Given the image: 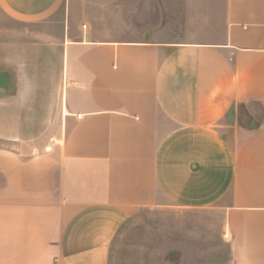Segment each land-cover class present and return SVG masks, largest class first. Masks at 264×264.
Returning <instances> with one entry per match:
<instances>
[{
  "label": "crops",
  "instance_id": "1",
  "mask_svg": "<svg viewBox=\"0 0 264 264\" xmlns=\"http://www.w3.org/2000/svg\"><path fill=\"white\" fill-rule=\"evenodd\" d=\"M180 3L179 36L91 40L72 0H0V264H109L167 204L264 264V0Z\"/></svg>",
  "mask_w": 264,
  "mask_h": 264
},
{
  "label": "rangeland",
  "instance_id": "2",
  "mask_svg": "<svg viewBox=\"0 0 264 264\" xmlns=\"http://www.w3.org/2000/svg\"><path fill=\"white\" fill-rule=\"evenodd\" d=\"M180 4V0H72V16L91 40H137L148 36L143 30L156 27L168 38L179 36L172 31L184 11ZM25 26L0 10V40ZM109 264H230L221 217L172 204L141 209L116 234Z\"/></svg>",
  "mask_w": 264,
  "mask_h": 264
}]
</instances>
